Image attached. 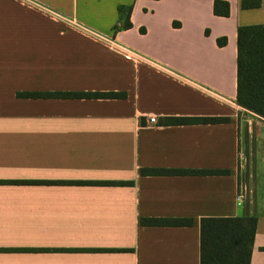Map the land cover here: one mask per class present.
<instances>
[{
    "label": "crops",
    "instance_id": "obj_1",
    "mask_svg": "<svg viewBox=\"0 0 264 264\" xmlns=\"http://www.w3.org/2000/svg\"><path fill=\"white\" fill-rule=\"evenodd\" d=\"M214 1L0 0V264H200V220L231 217L256 218L264 264V123L235 102L237 29L264 0Z\"/></svg>",
    "mask_w": 264,
    "mask_h": 264
},
{
    "label": "trees",
    "instance_id": "obj_2",
    "mask_svg": "<svg viewBox=\"0 0 264 264\" xmlns=\"http://www.w3.org/2000/svg\"><path fill=\"white\" fill-rule=\"evenodd\" d=\"M259 2H249L258 6ZM245 8V2H242ZM121 12L122 9L120 8ZM215 16H228V3L215 0L212 8ZM130 8L125 11L122 28H130ZM236 104L264 118V25L239 27L236 34ZM224 39L218 40V45ZM18 98L58 99H124V93H22ZM227 118H170L169 124L224 123ZM155 171L142 170V174ZM166 173V171H160ZM35 184L36 182H27ZM121 185L127 183H93ZM153 225L165 223L189 226L190 220H149ZM148 223V222H147ZM255 217L203 218L200 220V264H249L255 235Z\"/></svg>",
    "mask_w": 264,
    "mask_h": 264
},
{
    "label": "built area",
    "instance_id": "obj_3",
    "mask_svg": "<svg viewBox=\"0 0 264 264\" xmlns=\"http://www.w3.org/2000/svg\"><path fill=\"white\" fill-rule=\"evenodd\" d=\"M53 16H55V15H53ZM60 19L61 20H64L63 18H60ZM69 23L72 24V25H76V26L79 27L78 23H75L73 21H70ZM81 30H83V29H81ZM83 31L91 34L92 36H94L97 39L99 38L101 40L109 41L113 46H115L117 48V50L119 52V55L122 58H124L125 60L129 61V62L134 63V62H137L138 60H140V58H141V56L138 53H136L135 51H133L132 49H130V48L126 47V46H123V45L118 44L113 39H107L105 37H102V36L97 35V34H93V33L89 32V31H86V30H83ZM258 119H259L260 122L264 123V118L258 117ZM149 122L150 123H154L155 122V119L154 118H150L149 119ZM237 200H239V197H237Z\"/></svg>",
    "mask_w": 264,
    "mask_h": 264
},
{
    "label": "rangeland",
    "instance_id": "obj_4",
    "mask_svg": "<svg viewBox=\"0 0 264 264\" xmlns=\"http://www.w3.org/2000/svg\"><path fill=\"white\" fill-rule=\"evenodd\" d=\"M241 7H242V6H241ZM80 31H81L82 33H84V34H86V35H90L91 37L94 38V36H92L91 34L85 32V31H83V30H81V29H80ZM97 40H98V41H102V42H104V43L110 45V47L114 50V52H116V54L119 55V52H118L117 48H116L115 46H113L109 41L101 40V39H99V38H98ZM119 56H120V55H119ZM120 57H121V56H120Z\"/></svg>",
    "mask_w": 264,
    "mask_h": 264
}]
</instances>
